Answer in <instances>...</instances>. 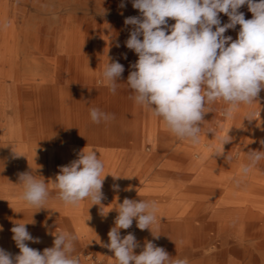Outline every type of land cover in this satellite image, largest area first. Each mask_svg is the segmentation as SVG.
Here are the masks:
<instances>
[{
	"label": "bare ground",
	"instance_id": "1",
	"mask_svg": "<svg viewBox=\"0 0 264 264\" xmlns=\"http://www.w3.org/2000/svg\"><path fill=\"white\" fill-rule=\"evenodd\" d=\"M67 5V0H0V229H2L0 230V248L12 240L11 228L15 223H24L23 220H48L47 211L49 209H57V217L62 220L82 222L81 220H99L97 215L103 207L102 203L101 205H91L90 199L81 201L77 206L65 205L58 198L53 182L60 167L68 165L71 161L60 160L59 157L52 160V156L47 155L45 136L41 139L36 137L37 131L44 132V129H47L48 114L52 107L64 104L71 97L70 100L75 102L73 95L66 92L59 93L55 86L64 79L63 62L65 58L80 50L74 44L70 46L69 42H79L84 45L81 50L82 58H100L96 54L98 49L95 34L99 29L98 23L106 22V17L97 16V13L93 12L69 14L66 9ZM126 18L123 15L113 20L123 32L127 27L124 23ZM70 24L74 27L68 31ZM91 77L92 83H96L100 79L96 76ZM95 94L98 95L93 89L87 94V97L94 100ZM254 107V104L253 106H241L236 111L233 120L226 119L229 122V127L241 126L245 121L246 111H251ZM225 108L221 111H224ZM124 111L126 112V108ZM254 112L256 113L254 120L247 121L246 119V148L243 155L246 160L249 151L264 150V145L261 144V141H264L263 109L261 111L256 109ZM87 119L92 121L90 114ZM120 119L121 121L126 120L124 117H120ZM204 120L203 124H208L210 118ZM151 121L156 122V117L153 118L152 114L149 122ZM207 132V128L206 131L203 130L199 143L195 144L187 139H183L181 143L182 139L173 138L168 141L155 139L154 141L149 137L153 140L151 145L139 144L133 150L135 154L131 155L130 153L120 158L115 156L116 159L106 151V154H103L100 159L104 164L101 177L106 175L102 186L103 196L107 195L108 199H116L121 196L120 192L129 183L130 178L128 177L132 176V172L136 171L141 163L147 162L148 165L144 168L151 172L152 165L169 150L181 158L173 163L176 167L168 168L165 174L175 176L174 173L177 170L191 168L194 166L196 158L202 159L212 152V148H209ZM151 133H154L152 129L146 131L147 135ZM33 134L35 138L29 140ZM235 137L230 144L231 151L237 145L235 141L238 140V137L236 135ZM240 139L243 140L242 137ZM28 141H30L29 144ZM175 142L179 145L174 146ZM61 150L65 152L64 149ZM240 153L239 151L238 156ZM257 166H262L264 169V160H261ZM125 171L129 172L127 177L124 174ZM159 171L156 174L160 175ZM21 172H32L38 179H42V177L45 179L50 195L43 206L44 208L39 209L28 205L20 199L23 188L18 184V173ZM179 175L182 177L192 176L188 172H182ZM198 177L201 176L198 175ZM226 183L229 184V197L226 195L228 199H224L226 202L218 207L220 208L219 217L222 220L195 219L194 216L202 213L204 205L202 202L192 205L184 200L195 198L199 200L201 198V189L198 191L195 188L187 192L188 194L184 192L180 195V200H184L183 204L170 207L171 212L176 210V218L172 217L175 214H170L168 215L170 217L156 220L150 226L152 233L147 229L142 234L143 239H151L172 256L168 239L181 234L184 237L190 236L200 240L194 244H203L202 241L207 240L208 242L205 244L212 245L214 249L215 264H264V171L247 175H243L241 172H231L226 178ZM230 184L240 186L253 184L254 192L246 189L247 193L243 195V198L251 200V202L238 199L239 196L236 195L235 190H231ZM114 185L119 187L116 192L113 190ZM167 191L164 189L163 193ZM125 197L126 194H124L123 200ZM70 213H83L85 219L76 218ZM94 223L99 224V222ZM93 231L94 226L83 230L87 234H91ZM6 232L9 237H5ZM152 234L159 237L155 238ZM41 240L48 245L53 242L51 237ZM25 243L33 242L26 241ZM19 251L15 244V256L19 254Z\"/></svg>",
	"mask_w": 264,
	"mask_h": 264
},
{
	"label": "clouds",
	"instance_id": "2",
	"mask_svg": "<svg viewBox=\"0 0 264 264\" xmlns=\"http://www.w3.org/2000/svg\"><path fill=\"white\" fill-rule=\"evenodd\" d=\"M245 5L253 14L251 19H245L239 11ZM120 7H125L123 2ZM132 7L140 15L125 19V25L133 26L125 44L138 60L131 65L133 70L126 84L134 93L135 103L162 119L174 136L199 143L204 116L210 112L206 109L218 100L227 105L226 119H232L241 106L256 102L264 90V0H132ZM220 13L229 18L222 26ZM168 18L175 23L169 26ZM237 25L240 30L235 40L225 35ZM123 72L124 66L109 58L102 75L113 94ZM255 115L249 111L244 119L252 121ZM90 118L100 123L114 119V115L92 108ZM231 139L227 135L221 140L222 145ZM84 149L77 159L60 167L53 182L65 205L77 206L85 199H90L91 205H101L104 198V164L95 150ZM261 160L264 150L249 151L248 163L241 166V173L247 175ZM18 180L23 188L20 199L44 208L50 195L45 179L21 172ZM156 209L155 201L125 198L119 204L114 226L108 232L109 242L102 244L114 254L117 264H188L186 259H173L152 241H145L142 251L136 254L134 250L140 244L135 235L129 232L121 236L120 230L129 229L133 220L140 230L152 233L150 226L156 221ZM26 224L15 223L11 228L19 254L13 257L0 248V264H80L79 256L74 255V234L50 233L54 236L53 246L40 252L25 243L40 242L29 233Z\"/></svg>",
	"mask_w": 264,
	"mask_h": 264
},
{
	"label": "crops",
	"instance_id": "3",
	"mask_svg": "<svg viewBox=\"0 0 264 264\" xmlns=\"http://www.w3.org/2000/svg\"><path fill=\"white\" fill-rule=\"evenodd\" d=\"M67 1L68 5L66 6V9L69 14H73L75 12H93L95 14L97 13V16H105L106 22L100 21L98 23L99 29L95 34L97 49L99 51L96 50V48L95 50L97 56H100V58H82L81 50L83 49L84 45L80 44L79 42H69L70 46L74 44V46L76 45V47H79L80 50L70 54L68 58H65L63 62L64 79L62 82H60V84H55V86L56 90H59V93L66 92L69 95H73L75 102L70 100L72 98L71 97L70 99L68 98L67 102H64V104H58L57 107H52L48 114L49 124L47 129H44V132H42V130L37 131V138L41 139L43 136H45L47 140V144L45 146L47 149V155L50 154L52 156V160H55L56 157H59L58 159L60 160L73 161L78 158V153L83 148H85V151L95 150L98 152L97 154L99 159H102L103 154H106V151L110 152V154H107L116 159V157H124L130 153L131 155L135 154L133 153V150L139 144L144 143L151 145L153 140L149 137L153 138L154 134H156L157 141H168L172 140L173 138L177 139V137L166 128L162 119L156 117V122H149L152 113L135 103L133 99L134 93L126 84L128 75L130 71L133 70L131 65L138 60L137 54L133 50L128 49L125 44V41L129 38L130 32L133 29V26L127 25L125 32H123V30L120 29V26L115 24L113 20L123 15L126 17L140 15L139 10H135L132 7V0ZM121 2L124 3L125 9L120 7ZM239 11L244 13L245 19L252 18L253 14L248 10L247 5L242 6ZM219 18L221 20V26L229 22L228 16L223 13L219 14ZM174 23L175 20L168 18L169 26L173 25ZM72 27L74 26L70 24L68 31H71L73 29ZM239 30L240 26L237 25L235 29H228L225 32V35L231 36L233 40H235ZM98 33L100 34L98 35ZM109 58L110 62L118 61L124 66V72L118 80L115 94H113L106 86V82L102 75L104 67L108 63ZM91 76H96L100 79L96 83H92L90 80L92 78ZM93 89L96 90L98 95L95 94L96 96L94 100H90L87 97V94L92 92ZM221 102L222 101L216 102V112L221 111L222 107H227ZM92 108H98L105 113L112 114L114 115V119H111L107 122L101 121L100 123H94L93 121L87 119L88 115L90 114V109ZM124 108H126V112L124 111ZM210 109L212 110V106L210 107L209 105L208 110L210 111ZM120 117H124L126 120L121 121ZM152 117L154 118L155 116L152 114ZM216 125L218 129L223 130L222 133H220L221 138H218L217 142H212L213 149L210 156L207 158L206 164L200 166L197 172H195L193 175H204L217 178V185L211 190L204 189V187L200 186L199 188L201 189L202 193L201 198L199 200L198 198L191 199L189 200V204L207 202L208 194L210 195L209 198L211 201H216V198H218V202H220V193H223L225 196V193L229 191V188H226L229 187V184L226 183V178L229 177L231 172H239L238 170L240 168H237L236 165H234L235 162L231 160L228 152L224 150V146H227L228 143L224 145L221 143V140L227 137L224 131L229 128V122L225 120V122L222 121ZM208 127L209 125L207 126V131ZM151 129L154 133H151L152 135H147L146 131ZM209 134L210 133L207 132L208 140L210 139ZM34 138L35 136L33 134L29 140ZM29 143L30 141H28V144ZM61 149H64L65 152H62ZM219 153L223 154L219 155ZM162 158H170L176 162L179 161L181 157L175 153L165 152L164 155L160 156L159 160L161 161ZM197 161L198 158H196L194 162ZM188 170L189 169L186 171ZM179 171L177 170V172L174 173L175 176H180L179 173L183 172V170ZM124 174L127 177L129 172L125 171ZM151 176H153V173ZM167 177L169 178V176ZM172 178L176 179L175 177ZM156 192H159L160 194L161 192L163 193L162 190H157ZM23 221L24 223H28L26 224V228L34 238L38 237L39 240L43 238H49V236L43 237L38 235L39 220H33L34 223H31L32 220ZM66 221L70 222V220ZM5 237H9L7 232L5 233ZM185 241L196 242L200 240L191 238L190 236L184 237L181 234L175 235L174 237L168 239V243H170V249H172V252L181 254L175 258L186 259L188 264H215V258L213 256L214 249L212 248V245L209 246V244H205V242H208L207 240H203V244H188ZM6 245L7 244L3 246ZM27 245L33 249L35 246H38L36 243ZM11 252L13 253L14 257L15 244L11 247Z\"/></svg>",
	"mask_w": 264,
	"mask_h": 264
},
{
	"label": "rangeland",
	"instance_id": "4",
	"mask_svg": "<svg viewBox=\"0 0 264 264\" xmlns=\"http://www.w3.org/2000/svg\"><path fill=\"white\" fill-rule=\"evenodd\" d=\"M216 102L210 105V107L212 106V110L210 109V112L206 113L204 116V119L210 118L209 123L203 124V126L206 128L209 125L208 130L209 129L214 130V133L209 132L210 133L209 134V137H210L209 148H212V149H213L212 142H217L218 138H221L220 133H222L223 131L222 129L221 130L218 129L216 124L222 121L225 122L226 120L223 114L224 111H218V112L215 111L217 109ZM256 102L253 103L255 107L251 111H254L256 109L261 111L263 109L262 114L264 115V90H261V92L259 93V96L256 99ZM221 103H223V101ZM253 104L251 106H253ZM206 110H208V108ZM222 110H223V107H222ZM247 111H250V110H247ZM247 111L246 113H248ZM245 115L246 114H244V118H245ZM229 120L231 121L233 120V118ZM244 120L245 121L243 122V124H241V126H237V127L230 126L227 130L224 131L225 135H229L232 138L231 141L227 144V146H224V150L228 152L231 160L235 162L234 165H236L237 168H240L238 170L239 172L241 171V166L248 163V159L246 160L243 157L244 150L246 148V144H245V137H246L245 127L246 126L245 125L247 124V121H248V120L246 121V119ZM206 128H202V131L203 130L206 131ZM235 135L238 137V140L235 141L237 145H236V148L233 151H231L230 144H232V142L234 141L233 138H236ZM240 137L243 138L242 141ZM152 139H154L155 141L156 134H154ZM177 140H180V139L177 138ZM182 142H183V139L181 143ZM175 144L174 146L179 145L178 143L176 145ZM239 151L241 152L240 156H238ZM170 152L172 153V151ZM210 154L211 153H208L202 159L201 158L198 159L197 163L194 162L195 163L194 166H192L191 168H188L189 169L188 171L183 170V172H188L189 174L191 173L192 175L191 177L172 176V175L170 176L168 174H165L168 168L176 166L175 164H173L174 163L173 159L162 158L161 161L157 160V162L152 165L151 172L145 170L144 166L146 167L148 163L144 161L143 163L140 164V167L136 171L132 172V176L128 177L130 178L129 183L120 192L122 193L121 196L116 197V199H108L106 198L107 195L103 196L104 198L102 199V202H101L103 204V207L101 208L102 210H100L101 212L98 213L97 215L99 220H81L82 222H79L78 220H70L69 222L66 220H62V218L57 217L58 216L57 209L55 210L49 209L47 211L48 220H39V232H38L39 234L38 235L43 236V237L49 236L52 238V240H54L53 238L54 236L51 235L50 233L55 234L56 232H60V231L72 233L77 237V240L75 242L74 255L79 256L80 264H117V261L115 257L113 256L114 254L109 249L103 247L102 244L109 242L108 232L111 229V227L114 226L115 218L118 215L117 210L119 208V204L123 202L122 200H123L124 194H126L125 198L134 199L137 201L139 200L155 201L157 204V209L155 212L156 220L170 217L168 215L175 214V211H176L174 210V212H171L170 207H172L173 205L183 204L184 200L187 201L186 203H189L188 199H184L182 201L180 200V195L184 194V192L186 193L190 192L194 190L195 188L196 190H198L200 186L204 187V189H209V190H211L213 187H216L217 181H218L217 178L208 177V176H201V177L196 176L195 177V175H193L195 174V172H197L200 166H203L206 164L207 158L208 156H210ZM158 171L161 173L160 175L156 174ZM262 171H264L263 167L256 165L254 168L251 169L249 173H254V172L261 173ZM152 173H153V176H151ZM167 176H169V178ZM172 177H175L176 179ZM226 188H229V187H226ZM230 188L231 190L236 191V195L239 196L238 199H241L246 202H251V200L243 198L244 197L243 195L247 193L246 189L254 192L255 189H252V188H255L253 184H248L247 186L230 184ZM164 189H167L168 191L165 193H161V194L159 192H156L157 190H162L164 192ZM113 190L114 192H116L117 190H119V187L117 189L114 188ZM208 195H207L208 201L205 203L204 202L202 203V205H204L205 208L202 209L203 211L201 214H197L196 216H194L195 219L196 220H222L221 217H219L220 208L218 207L219 205H223V203L226 202V201L224 202V199L225 200L228 199L226 195L229 197V193L226 192L225 196L223 193H220V198H219L220 202H218V198H216V201H211V199L209 198L210 195L209 196ZM191 204L197 205V203L195 204L191 203ZM70 215L75 216L76 218L78 217L79 219L80 218L85 219L83 213L82 214L70 213ZM172 217L176 218L177 215L175 214ZM94 222H99V224L96 225ZM90 226H94L93 233L87 234L83 232V230H85L86 228H89ZM146 231L147 229L140 230L138 227H136V221L133 220L132 226L129 229H121L120 233L122 237L124 235H127L129 232L135 235L138 243L140 244V247L136 248L134 251L136 252V254H139V252L142 251L145 241H152L149 238L143 239L142 234L145 233ZM152 242L155 243L154 241ZM186 243L191 244V242H186ZM14 244L15 242L12 239L11 241L9 240L7 245L3 246L2 248L13 255V253L11 252V247ZM36 244L38 246H35L34 249H37L40 252H43L45 247L49 248L53 246V242L52 244H50L51 245L50 246L46 244L43 240H40V242ZM160 247L162 246L160 245ZM193 248L196 249L195 247ZM171 254L173 258L181 255L180 253L178 254L176 252H172Z\"/></svg>",
	"mask_w": 264,
	"mask_h": 264
}]
</instances>
